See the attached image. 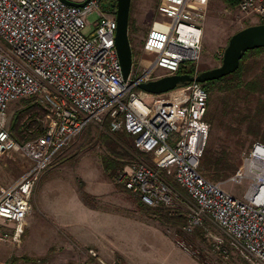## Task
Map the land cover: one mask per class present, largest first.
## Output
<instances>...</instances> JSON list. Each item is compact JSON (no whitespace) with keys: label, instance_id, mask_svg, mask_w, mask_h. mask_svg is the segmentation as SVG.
Here are the masks:
<instances>
[{"label":"built area","instance_id":"built-area-1","mask_svg":"<svg viewBox=\"0 0 264 264\" xmlns=\"http://www.w3.org/2000/svg\"><path fill=\"white\" fill-rule=\"evenodd\" d=\"M66 1L83 6L0 0V159L21 150L31 160L19 181L0 186V241L20 243L39 177L61 148L106 113L110 132L125 130L135 149L152 159L119 171L114 181L145 206L159 208L180 201L165 180L172 177L189 199V206L183 203L184 232L211 222L234 253L249 264H264V144L253 143L229 179L248 181L241 200L199 171L209 131V94L203 84H179L159 95L133 92L141 83L179 74L182 66H193V76L198 74L209 0H159L161 20L149 29L126 80L114 43L112 0L107 10L103 0ZM236 10L264 25V0H239ZM91 13L98 18L92 32L84 34V18ZM143 94L152 99L150 105ZM22 99H35L46 114L43 132L20 146L6 129L5 117L9 104Z\"/></svg>","mask_w":264,"mask_h":264},{"label":"rangeland","instance_id":"rangeland-1","mask_svg":"<svg viewBox=\"0 0 264 264\" xmlns=\"http://www.w3.org/2000/svg\"><path fill=\"white\" fill-rule=\"evenodd\" d=\"M107 1L110 0L102 2L104 10L109 7ZM158 2H130L128 40L133 63L140 55L149 29L161 20L157 14ZM97 18V13L84 18V34L92 32ZM254 25H258L256 16L249 19L236 9L226 8L220 0H209L202 53L195 66L197 73L220 67L230 38ZM240 75L238 87L234 81L229 90L208 93L205 115L209 125L205 151L213 160L225 155L234 166L239 165L243 153L253 143L264 144V93H252L243 86L264 77V51L250 54ZM142 98L146 105L151 104L152 99L147 95L143 94ZM28 106L32 107L21 112ZM45 114L35 99L12 102L6 112L5 127L22 146L37 135L21 136L18 131L33 119L43 128ZM105 115L100 123H90L61 148L41 174L32 193L21 241L15 245L0 241V264H249L229 248L226 237L211 222H204L191 233L182 230L187 216L183 203L189 206V199L170 176L165 180L176 190L181 202L156 208L161 211L159 216L145 215L138 206V198L103 170L100 156L107 152L100 133L104 132ZM16 116L18 119L13 124ZM140 162L151 164L152 159L146 155L138 161L126 162L123 171H130ZM30 166L31 160L21 150L5 153L0 159V186L19 181ZM233 174L216 182L206 179L243 200L249 183L229 181ZM82 204L108 213V222L94 212L83 213ZM98 222L103 228L108 227V235L93 232Z\"/></svg>","mask_w":264,"mask_h":264},{"label":"trees","instance_id":"trees-1","mask_svg":"<svg viewBox=\"0 0 264 264\" xmlns=\"http://www.w3.org/2000/svg\"><path fill=\"white\" fill-rule=\"evenodd\" d=\"M220 2L228 9H236L239 0H220ZM264 51V48H259L255 50L246 51L239 62V66L237 70L227 76H224L220 79L210 81L209 85L206 86L208 89L206 90L208 93L213 92L214 90H218L224 92L230 89V86L234 81L238 82L237 86L240 85L241 80V73L244 70V62L250 54H259ZM179 74H187L190 76L194 75V67L193 66H182L180 68ZM217 82H220L217 84ZM243 86L252 93H264V77L253 79L249 81ZM24 100H31V99H22L21 102ZM32 106H28L23 109L21 112L28 111ZM19 112V114H21ZM34 115H32L33 117ZM18 117H13V124ZM110 117L108 114L105 115V121L103 122V131L100 133V139H102V144L106 148V154L101 155V164L103 167L104 172L110 176L114 177L116 171H122L124 166H126V162L129 161H138L140 158L145 157L143 153L137 151L133 144V137L130 136L125 130H120L117 132H110L109 133V124H110ZM36 125V126H33ZM22 130L18 131V133L23 136V134L29 135H39L43 132L42 126L36 122L34 119L31 120L25 127L21 128ZM10 133V132H9ZM10 136L13 138L12 134ZM264 139V138H262ZM15 140V139H14ZM27 140V139H26ZM206 147V146H205ZM237 169V166L231 164L229 159L225 157V155L219 156L215 160H213L209 152L203 151V154L200 158V165L199 171L204 178H208L209 180L216 182L218 180L227 178L229 175L233 174ZM138 206L140 209L145 213L146 216H159L161 211L160 209L156 208H149L142 204L138 200ZM186 220V219H185ZM185 223V222H184Z\"/></svg>","mask_w":264,"mask_h":264},{"label":"water","instance_id":"water-1","mask_svg":"<svg viewBox=\"0 0 264 264\" xmlns=\"http://www.w3.org/2000/svg\"><path fill=\"white\" fill-rule=\"evenodd\" d=\"M62 2L76 7L83 6L61 0ZM131 0H117L115 10L116 32L115 48L121 66L122 77L125 79L131 69L132 53L128 40V15ZM264 48V25L247 27L233 35L225 48L220 67L198 73L196 76L176 74L164 77L156 81L141 83L137 88L143 92L159 95L173 90L177 85L198 82L204 84L234 73L244 53L249 50Z\"/></svg>","mask_w":264,"mask_h":264},{"label":"crops","instance_id":"crops-1","mask_svg":"<svg viewBox=\"0 0 264 264\" xmlns=\"http://www.w3.org/2000/svg\"><path fill=\"white\" fill-rule=\"evenodd\" d=\"M80 208L83 210V213H88L89 214V211L94 212V213H96L95 215L103 217L105 222H108V213H102L101 211L97 212L95 209L88 208L84 204H82ZM100 221L102 222V219H100ZM101 222L97 223V227L95 229H93V232H94V230H97V231L103 232V233L106 232L107 235H108V227L107 228H103V226H102L103 224H101Z\"/></svg>","mask_w":264,"mask_h":264},{"label":"flooded vegetation","instance_id":"flooded-vegetation-1","mask_svg":"<svg viewBox=\"0 0 264 264\" xmlns=\"http://www.w3.org/2000/svg\"><path fill=\"white\" fill-rule=\"evenodd\" d=\"M112 2H113V6L116 7L117 0H112ZM209 82H210V81L204 83V85H205V86H208V85H209Z\"/></svg>","mask_w":264,"mask_h":264}]
</instances>
